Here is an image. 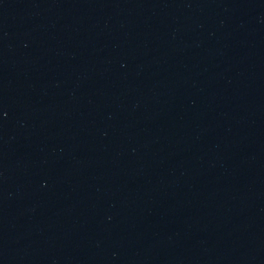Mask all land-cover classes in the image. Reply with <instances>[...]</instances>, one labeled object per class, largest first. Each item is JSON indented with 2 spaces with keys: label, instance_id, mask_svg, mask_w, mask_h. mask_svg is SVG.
<instances>
[{
  "label": "water",
  "instance_id": "1",
  "mask_svg": "<svg viewBox=\"0 0 264 264\" xmlns=\"http://www.w3.org/2000/svg\"><path fill=\"white\" fill-rule=\"evenodd\" d=\"M0 264H264V0H0Z\"/></svg>",
  "mask_w": 264,
  "mask_h": 264
}]
</instances>
